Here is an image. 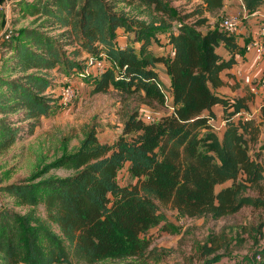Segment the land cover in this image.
I'll return each mask as SVG.
<instances>
[{"label":"trees","instance_id":"16d2710c","mask_svg":"<svg viewBox=\"0 0 264 264\" xmlns=\"http://www.w3.org/2000/svg\"><path fill=\"white\" fill-rule=\"evenodd\" d=\"M188 1L15 0L19 18L8 17L1 3L0 157L61 108L53 73L78 75L90 68L89 59L108 64L95 76L94 94L114 90L140 98L152 121L132 112L113 144L101 143L91 127L72 152L64 144L61 157L42 162L26 180L4 185L1 176L0 193L26 212L0 205V264H149L151 231L161 226L174 232L164 209L220 220L264 206L249 194L263 193L262 155L253 157L251 150L260 142L264 106L259 119L247 118L252 95L222 98L214 92L240 51L235 36L210 26L226 0H197L187 14L176 4ZM240 1L249 14L264 7V0ZM22 21L27 24L18 27ZM121 32L128 37L123 48ZM163 34L173 56L152 49ZM221 45L230 51L229 60L219 55ZM159 64L171 78L168 92ZM215 106L223 109L221 135ZM125 165L136 183L122 187L118 175ZM55 169L73 174L47 177ZM222 248H204L213 257L206 264L221 262ZM245 263L264 264V247Z\"/></svg>","mask_w":264,"mask_h":264},{"label":"rangeland","instance_id":"374dc122","mask_svg":"<svg viewBox=\"0 0 264 264\" xmlns=\"http://www.w3.org/2000/svg\"><path fill=\"white\" fill-rule=\"evenodd\" d=\"M14 2L15 0H5L3 7L8 17L19 18L18 14L13 13ZM198 4L197 0H190L187 3L178 2L176 6L189 14L196 10ZM224 18L220 13L212 15L210 26L221 27ZM26 24L27 22L22 21L18 27ZM53 75L60 86L56 92L57 98L64 85L70 84L76 91L74 102L69 108H60L54 116L41 121L36 134L25 138L9 153L0 157V177L6 178L4 185L26 180L42 162L51 163L61 157L66 143L67 153L72 152L84 138L85 131L91 127L96 128L101 143L113 144L122 135L132 112L140 111V117L145 121L148 116L152 117L151 110L142 105L140 98H127L114 90L106 94H94L92 90L96 72L91 65L78 75ZM163 89L166 92L169 90L164 85ZM153 114L159 116L164 112ZM257 154L262 155L264 165V128L259 145L251 150L253 157ZM72 174V171L55 169L47 177H68ZM118 183L122 187L136 183L130 175L128 165L119 172ZM262 186V194L259 191H250L249 194L264 200V182ZM220 189L217 188L218 191ZM0 205L20 213L26 212L25 208L16 206L13 199L1 193ZM164 210L174 232H163L161 226L151 231L153 256L150 257L149 264H206L213 257H206L204 248L214 244L223 247L217 252V255L223 256L222 261L217 264H246V258L264 247V237L260 236L264 232V206L246 207L239 213L220 220H213L210 216L190 219L170 209ZM39 212L46 218L43 205L39 207Z\"/></svg>","mask_w":264,"mask_h":264},{"label":"crops","instance_id":"0c3cea01","mask_svg":"<svg viewBox=\"0 0 264 264\" xmlns=\"http://www.w3.org/2000/svg\"><path fill=\"white\" fill-rule=\"evenodd\" d=\"M220 14L222 17L237 15L242 19V25L239 33L235 36L236 43L240 48V51L236 54V63L232 68L222 73L221 78L224 85L214 90V92L222 98H240L252 95L255 100L250 105V117L259 119L261 108L264 106V87L260 83L264 73V55L262 60H259L258 52L255 50L247 51V47L260 37V28L264 26V7L254 14H249L243 8L240 0H226ZM127 44L128 37L121 32L119 46L123 48ZM152 49L158 55L173 56L172 46L168 44V34L160 35L159 43L155 44ZM218 53L224 60H229L232 56L230 51L223 45L219 47ZM157 70L162 84L170 89L171 78L167 75L164 65L159 64ZM213 111L218 117L214 126L221 135L225 129V123L222 120L223 109L220 106H215ZM220 188L222 189V187Z\"/></svg>","mask_w":264,"mask_h":264},{"label":"built area","instance_id":"2783aa9c","mask_svg":"<svg viewBox=\"0 0 264 264\" xmlns=\"http://www.w3.org/2000/svg\"><path fill=\"white\" fill-rule=\"evenodd\" d=\"M241 25H242V19L239 16L230 15L224 18L221 28L228 35L236 36L240 31ZM263 38H264V26L260 28V37L254 40L247 47V51L255 50L258 52L259 60H262V57L264 55ZM89 62H90L91 67L94 68L97 76L104 73L105 70H107L108 68V64L105 59H100L96 61L89 59ZM260 83L264 87V73H263ZM75 97H76L75 89L72 87V85L67 84L62 88L61 94L59 96V105L61 106V108H69L74 102ZM244 117L250 118V116H246V115H244ZM146 121L151 122L152 118L148 116L146 118ZM257 260L260 261L261 256L257 257Z\"/></svg>","mask_w":264,"mask_h":264},{"label":"water","instance_id":"95a60500","mask_svg":"<svg viewBox=\"0 0 264 264\" xmlns=\"http://www.w3.org/2000/svg\"><path fill=\"white\" fill-rule=\"evenodd\" d=\"M4 0H0V5H1V3L3 2Z\"/></svg>","mask_w":264,"mask_h":264}]
</instances>
